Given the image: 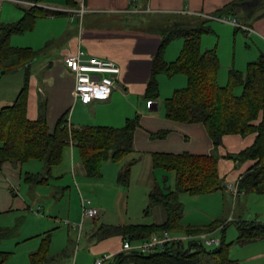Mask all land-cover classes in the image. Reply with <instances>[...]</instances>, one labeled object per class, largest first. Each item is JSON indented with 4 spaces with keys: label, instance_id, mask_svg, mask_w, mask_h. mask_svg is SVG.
<instances>
[{
    "label": "crops",
    "instance_id": "obj_1",
    "mask_svg": "<svg viewBox=\"0 0 264 264\" xmlns=\"http://www.w3.org/2000/svg\"><path fill=\"white\" fill-rule=\"evenodd\" d=\"M237 1L6 0L2 3L0 28L21 22L32 7L39 8L40 13V9L60 13L28 18L25 30L9 37L8 45L26 51L22 59L31 60L22 68L0 74V111L13 104L26 88L27 118L34 121L46 117L51 132L63 116L74 128H120L128 119L138 117L133 151L119 160L104 161L99 175L88 174L72 134L66 140L59 163L49 174L45 161L41 160L7 161L0 166V228L11 232L0 241V251L9 253L4 264H32V255L42 248L47 251L40 264H93L104 255L109 258L102 264H116L127 240L114 228L130 224L162 225L168 219L165 208L159 204L146 212L152 190L176 189V172L156 164V156L161 153L212 155L218 160L224 184L212 193L181 192L182 229L172 234L186 236L185 228L206 227L216 221L222 224L208 232L211 237L219 231L226 234L233 222L239 230L237 223L247 222L246 216L244 213L237 216L236 212L232 215L231 205L242 196L249 205H259L262 216L253 221L264 223V195L238 189L240 179L256 160L233 157L250 147L257 134H227L216 144L203 123L170 119L165 103L177 89L187 86L188 79L183 74H159V97L152 105L146 97L162 41L156 29L159 23L187 21L191 23L189 27H194L207 20L209 31L202 36L201 47L217 52L221 86L229 83L232 71L245 72L249 63L264 55V9L250 13L256 6V1H250L242 4L240 11L225 10ZM79 9L85 10L82 18L72 19L73 11ZM207 15L235 17L238 25ZM183 46L184 38L173 39L165 49V60H176ZM79 49L84 51L85 58L110 59L120 66L117 86L109 99L84 104L74 98L75 76L63 58ZM241 92L238 87L236 93ZM130 163L129 182L122 185L120 172ZM40 174L46 175L42 182L37 178ZM231 184L239 190L237 193L230 189ZM85 197L99 210L96 217H83ZM162 232L130 244L138 247L143 239ZM230 256L241 264H264V237L230 248Z\"/></svg>",
    "mask_w": 264,
    "mask_h": 264
},
{
    "label": "trees",
    "instance_id": "obj_2",
    "mask_svg": "<svg viewBox=\"0 0 264 264\" xmlns=\"http://www.w3.org/2000/svg\"><path fill=\"white\" fill-rule=\"evenodd\" d=\"M43 0H36L41 2ZM256 1V6L249 10L254 13L264 9V0H238L226 6V11H240L241 5ZM32 7L19 23L0 28V74L22 68L29 60L22 59L24 50L13 49L8 45L9 37L24 31L28 18L36 19L60 12H39ZM207 20H202L194 27L187 21L164 22L156 25L162 36L159 50L155 56L151 78L148 82L146 97L151 104L159 97L158 75L183 74L188 79L186 87L177 89L166 100L167 116L178 122L203 123L216 144L227 134L247 136L256 133L255 142L247 149L233 155L239 160H256L255 165L239 181V190L256 192L264 195V55L248 64L245 72L232 71L226 86L218 82L219 58L215 50H202V36L209 31ZM176 37L184 38V46L173 62H167L164 52ZM238 87L241 93H236ZM26 88L11 105L0 111V166L7 162H27L41 160L46 163V174L59 163L66 140L75 141L83 157V163L90 175H99L102 163L108 159L119 160L133 151L134 132L138 117L128 119L123 127L85 126L74 128L66 116H63L53 132L49 130L46 117L29 120ZM150 106V105H149ZM162 164L176 172V189L163 191L156 188L151 191L146 212L154 205H162L168 219L162 225L130 224L116 227L129 241H135L149 234L162 231H179L183 205L179 200L181 192L201 195L216 192L224 187L219 175L218 160L212 155L158 154L156 164ZM131 164L120 172L122 185L129 182ZM34 180V177H32ZM42 182L46 175L37 177ZM222 221L213 222L206 227H187L186 235L208 233ZM237 242L246 244L264 237V223L238 222ZM226 226V225H225ZM10 231L0 228V241L10 235ZM201 238L169 243L163 251L143 254L137 249L124 250L117 256L116 264H241L231 258V243L222 238L220 245L208 250ZM46 249L32 255V264L45 260ZM9 253L0 251V264H4Z\"/></svg>",
    "mask_w": 264,
    "mask_h": 264
},
{
    "label": "built area",
    "instance_id": "obj_3",
    "mask_svg": "<svg viewBox=\"0 0 264 264\" xmlns=\"http://www.w3.org/2000/svg\"><path fill=\"white\" fill-rule=\"evenodd\" d=\"M6 0H0V7ZM85 10L79 9L73 11L72 19L76 16L82 18ZM210 19H217L224 23L238 25L235 17L207 15ZM65 66L75 76V87L73 91L74 98L81 103L88 104L95 99L107 100L111 96L112 89L117 86V82L121 73L120 66L113 60L103 59L99 57H84V51L81 49L74 54L66 55L63 58ZM148 103H151L149 101ZM70 123V122H69ZM71 129V124H70ZM235 193L239 188L229 185ZM99 214V210L92 205V201L88 198H82V215L84 218H93ZM194 238H201L207 246H218L221 243L219 238L209 236V233H202L200 235H174L170 231H164L161 234L151 236L143 239L138 247H133L130 242L123 243V250L137 249L143 254L156 253L163 251L166 246L175 241L189 240ZM108 255L97 259L93 264H102L104 260L108 259Z\"/></svg>",
    "mask_w": 264,
    "mask_h": 264
},
{
    "label": "rangeland",
    "instance_id": "obj_4",
    "mask_svg": "<svg viewBox=\"0 0 264 264\" xmlns=\"http://www.w3.org/2000/svg\"><path fill=\"white\" fill-rule=\"evenodd\" d=\"M135 23L136 22H134L132 25H135ZM159 102H160L161 106L163 107V102H161V101H159ZM85 198H87V197H85ZM261 210L262 209H260L259 205H255V204L249 205L246 202V200H245V196H242L239 201L235 202V204L232 203V205H231V213H232V215L235 212H236L237 216L240 213L241 214L244 213L245 214L244 216H246L247 222L248 221L249 222H254L253 220H256L257 216H262V214L260 213ZM239 217H238V219H239ZM240 220L241 219H239L238 221H240ZM260 220H261V218H260ZM259 223H263V222H259ZM215 236H216V238L217 237H219L221 239L225 238V241L227 243H231V247H230L231 249H234L236 245H241V243L237 242V238L239 236V230H238V227L236 226V224L234 222L229 225L226 234H224L223 232L219 231V232L215 233ZM206 247H207L208 250H213V249L216 248V246H206Z\"/></svg>",
    "mask_w": 264,
    "mask_h": 264
}]
</instances>
